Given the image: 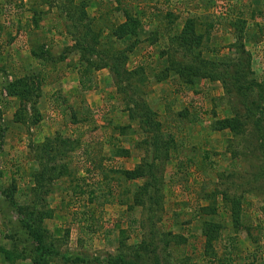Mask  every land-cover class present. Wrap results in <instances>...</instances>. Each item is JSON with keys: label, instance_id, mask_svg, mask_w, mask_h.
<instances>
[{"label": "rangeland", "instance_id": "1", "mask_svg": "<svg viewBox=\"0 0 264 264\" xmlns=\"http://www.w3.org/2000/svg\"><path fill=\"white\" fill-rule=\"evenodd\" d=\"M187 20L202 49L173 43ZM239 27L243 49L234 47ZM107 58H119V70ZM228 61L263 98V0H0V264H36L19 207L41 212L47 239L78 264H108L144 241L158 264H264L252 122L236 138L215 129L247 100L219 70ZM134 100L158 136L155 153L130 118ZM144 158L159 200L151 233L137 204L150 180L124 175Z\"/></svg>", "mask_w": 264, "mask_h": 264}, {"label": "trees", "instance_id": "2", "mask_svg": "<svg viewBox=\"0 0 264 264\" xmlns=\"http://www.w3.org/2000/svg\"><path fill=\"white\" fill-rule=\"evenodd\" d=\"M121 28L122 25L119 27L118 31ZM236 30L237 33H235L234 36L235 37L234 47L239 45L238 47H240V49H243L242 43L240 42L243 40L242 37L243 28L239 27ZM71 33L72 32H70V34ZM85 38L86 37H83L81 39L78 38L77 41L78 43H81L82 49H84L85 51H91V48H89V46H87L86 44ZM202 38L203 36L195 34L193 22L191 20H187L182 31L179 34H177L175 37H172V41L176 45L181 46L182 49H185L186 51H192L194 46H196V48L198 49L199 48L202 49V44H203ZM108 59L109 58L106 59V66L110 68V71L114 72L115 68L119 70L118 68L119 67L118 64L120 61L119 58L112 59L113 62L111 63L107 61ZM200 69L203 70L204 68H200ZM214 69L216 68L214 67ZM219 70H223L224 73L230 70V74L234 77L233 85L235 84L236 92L238 90L237 94L245 95L247 92V100L242 104L243 113L240 112V109H237V107H241L240 104L238 103L234 104L232 117L222 121L220 126H218V128L215 129L229 130L234 136V138H236L244 134V132L242 131V127L243 126L247 127L248 122H252L253 130L251 134L255 142L257 143V147H256L257 152L263 155L260 159L264 165V109H263L264 97L261 98L260 96V98H257L253 87H250L249 84H244V82L241 81V79H243L242 75L240 74L242 69H239L238 66H236L235 64H231V62L228 61L225 64H223V68ZM122 74H123V78L121 79L118 77L116 79L114 78V83H116V85L117 83L121 84L122 80H124L127 77L128 72L125 70ZM204 75L205 77L208 78L209 77L219 78V80L223 82L224 87L226 89H231L232 87V84H230V87L229 84L227 86V81L224 80L226 77L221 76V74H219L217 70H212L206 67ZM231 98L234 99L233 96ZM141 102L142 101L139 100H134L132 102L133 106L129 110L131 112L130 118L133 116L135 118L137 117L140 120L142 127L146 129L148 133H150L148 139V141L150 140V142L148 141L147 142L150 143V146L152 147V150L155 153L157 152L156 138L158 136H155L156 138L153 136L152 124L148 120L149 114L148 112L145 113L144 111H141L143 108V104H141ZM153 126H154V130L156 131L159 130L157 124H153ZM151 159L147 160L144 158L142 163L135 170L124 172V175L127 178L147 177L150 180L142 187L144 193L140 194V197L141 198L144 197V201L143 200L137 201V204L141 203L143 207L146 206V212L148 217L146 224L150 227L149 233L154 231L153 225L150 224V222L152 223L153 220L152 219L153 217L152 211L154 209L153 207L156 206V203L159 202V200L155 196L157 192V185L155 184V179L153 180V173H152L153 162ZM262 169L264 171V167H262ZM19 208L23 209L25 212L24 214L25 217L22 222L23 227L27 230V233H29V235L33 237L32 238L33 242L36 243L35 252L38 254V258H33L36 264H45L47 260L56 259L58 257L59 258L61 257L62 261L65 263H70V264L83 263L84 260L80 256L78 255L72 256L67 252H61L59 248L53 243V241L47 239L45 234L46 232L45 233L43 232L44 229L41 225V222L43 221L44 218V217L42 218L43 214L41 212L36 215L34 211H26L22 207ZM205 236L207 238V235ZM211 239L212 238H208L207 241H209L210 243ZM145 242L146 241L142 242V244L139 245L138 250L133 251L131 253L128 250L125 251L122 250L118 252L116 256L111 257L107 260L108 264H147V261L149 259V257L147 258V254L149 255L150 246L152 247L151 253H153V256L155 255L154 251L157 250V247L156 245L153 246V244H151L150 242L149 244ZM157 257L158 256L156 255L152 258L153 259L152 264L159 263V259Z\"/></svg>", "mask_w": 264, "mask_h": 264}]
</instances>
